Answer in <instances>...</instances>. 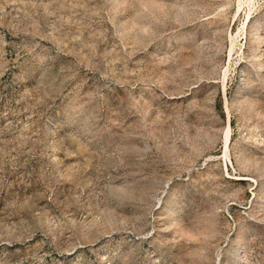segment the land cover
<instances>
[{
    "label": "rangeland",
    "instance_id": "obj_1",
    "mask_svg": "<svg viewBox=\"0 0 264 264\" xmlns=\"http://www.w3.org/2000/svg\"><path fill=\"white\" fill-rule=\"evenodd\" d=\"M0 264H264V0H0Z\"/></svg>",
    "mask_w": 264,
    "mask_h": 264
}]
</instances>
